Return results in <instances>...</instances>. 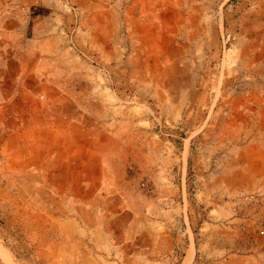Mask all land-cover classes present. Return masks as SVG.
<instances>
[{"label": "rangeland", "instance_id": "rangeland-1", "mask_svg": "<svg viewBox=\"0 0 264 264\" xmlns=\"http://www.w3.org/2000/svg\"><path fill=\"white\" fill-rule=\"evenodd\" d=\"M0 264H264V0H0Z\"/></svg>", "mask_w": 264, "mask_h": 264}, {"label": "crops", "instance_id": "crops-1", "mask_svg": "<svg viewBox=\"0 0 264 264\" xmlns=\"http://www.w3.org/2000/svg\"><path fill=\"white\" fill-rule=\"evenodd\" d=\"M19 62H20L21 67L23 68L22 71H24V73H26L27 71L24 70V66H23V64L21 63V60H20ZM32 71H34V73H37V72L39 71V69L34 68V69H32L30 72H32ZM37 149H39V148H37V147L35 146V147H34L35 155H37V154H39V153L41 152L40 149H39V151H38ZM35 167H36V166H35Z\"/></svg>", "mask_w": 264, "mask_h": 264}, {"label": "bare ground", "instance_id": "bare-ground-1", "mask_svg": "<svg viewBox=\"0 0 264 264\" xmlns=\"http://www.w3.org/2000/svg\"><path fill=\"white\" fill-rule=\"evenodd\" d=\"M2 254V253H1ZM5 257V256H4ZM4 260H7L6 258Z\"/></svg>", "mask_w": 264, "mask_h": 264}]
</instances>
